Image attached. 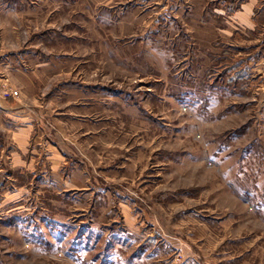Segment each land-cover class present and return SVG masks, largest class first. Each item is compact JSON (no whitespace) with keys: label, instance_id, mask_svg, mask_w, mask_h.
<instances>
[{"label":"rangeland","instance_id":"1","mask_svg":"<svg viewBox=\"0 0 264 264\" xmlns=\"http://www.w3.org/2000/svg\"><path fill=\"white\" fill-rule=\"evenodd\" d=\"M245 1L2 0L50 149L0 171V264H264V0L235 28Z\"/></svg>","mask_w":264,"mask_h":264},{"label":"crops","instance_id":"2","mask_svg":"<svg viewBox=\"0 0 264 264\" xmlns=\"http://www.w3.org/2000/svg\"><path fill=\"white\" fill-rule=\"evenodd\" d=\"M258 2L259 0H246L242 10L232 14L235 28L238 25L252 28V16ZM2 5L3 2L0 0V24L7 13L3 9L6 6ZM6 55L0 48V171L13 166L34 172L38 170L37 168L40 170L42 164L37 159L42 158V152L49 150L50 145L46 139L44 140L43 134L36 135L41 127L39 120L41 116L37 117L33 113L32 101L26 95L25 85H19L13 80L11 71L14 65L11 60L3 58ZM9 84L16 89L20 88L17 90L21 92V96H6L5 92L8 91L6 87Z\"/></svg>","mask_w":264,"mask_h":264},{"label":"built area","instance_id":"3","mask_svg":"<svg viewBox=\"0 0 264 264\" xmlns=\"http://www.w3.org/2000/svg\"><path fill=\"white\" fill-rule=\"evenodd\" d=\"M8 91L5 92V95L6 96H12V97H15V96H18L19 95V91L17 89H12L11 87L7 89Z\"/></svg>","mask_w":264,"mask_h":264},{"label":"trees","instance_id":"4","mask_svg":"<svg viewBox=\"0 0 264 264\" xmlns=\"http://www.w3.org/2000/svg\"><path fill=\"white\" fill-rule=\"evenodd\" d=\"M232 7H233V10H235V9H234L235 7H234V6H232Z\"/></svg>","mask_w":264,"mask_h":264}]
</instances>
